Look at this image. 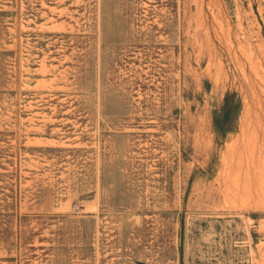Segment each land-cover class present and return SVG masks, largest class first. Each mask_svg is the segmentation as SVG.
<instances>
[{
  "label": "rangeland",
  "instance_id": "1",
  "mask_svg": "<svg viewBox=\"0 0 264 264\" xmlns=\"http://www.w3.org/2000/svg\"><path fill=\"white\" fill-rule=\"evenodd\" d=\"M0 264H264V0H0Z\"/></svg>",
  "mask_w": 264,
  "mask_h": 264
},
{
  "label": "trees",
  "instance_id": "2",
  "mask_svg": "<svg viewBox=\"0 0 264 264\" xmlns=\"http://www.w3.org/2000/svg\"><path fill=\"white\" fill-rule=\"evenodd\" d=\"M232 110V107H230L229 97L227 96L225 106L223 107V114L228 116L230 113H232Z\"/></svg>",
  "mask_w": 264,
  "mask_h": 264
},
{
  "label": "bare ground",
  "instance_id": "3",
  "mask_svg": "<svg viewBox=\"0 0 264 264\" xmlns=\"http://www.w3.org/2000/svg\"><path fill=\"white\" fill-rule=\"evenodd\" d=\"M241 152H242V151H241ZM241 152H240V153H241Z\"/></svg>",
  "mask_w": 264,
  "mask_h": 264
}]
</instances>
